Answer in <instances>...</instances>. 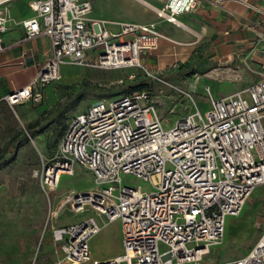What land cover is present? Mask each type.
<instances>
[{
  "label": "built area",
  "instance_id": "built-area-1",
  "mask_svg": "<svg viewBox=\"0 0 264 264\" xmlns=\"http://www.w3.org/2000/svg\"><path fill=\"white\" fill-rule=\"evenodd\" d=\"M201 1L166 0L155 12L179 25L177 16ZM231 1L257 16L247 27L264 46V0ZM29 6L33 16L17 23L24 31L22 40L45 35L51 53L30 83L4 98L10 106L39 102L42 94L34 87L60 79L63 64L140 68L148 74L141 56L163 37L154 23L91 17L89 0H31ZM9 20L0 9V51ZM178 90L192 110L169 130L163 129L147 89L98 99L68 120L57 152L33 176L49 205L60 175L71 174L75 164L91 172L94 188L64 197L49 208L46 222L65 205L73 212L90 209L104 223L119 220L122 252L107 260L92 258L89 240L102 225L91 215L51 227L61 252L58 264H201L222 239L226 218L237 216L253 190L264 185V77L223 97L206 88L204 110L189 91ZM122 175L149 183L151 190L123 183ZM213 264H264V231L242 256Z\"/></svg>",
  "mask_w": 264,
  "mask_h": 264
},
{
  "label": "rangeland",
  "instance_id": "rangeland-1",
  "mask_svg": "<svg viewBox=\"0 0 264 264\" xmlns=\"http://www.w3.org/2000/svg\"><path fill=\"white\" fill-rule=\"evenodd\" d=\"M89 1L92 5V17L105 20H136L143 16L139 4L134 0ZM150 1L158 6L164 2V0ZM125 69L128 68L101 69L75 64L61 65L60 79L48 85L49 94L43 108L44 115L40 118L43 121L42 126L36 129V133L40 134L39 138L34 137L35 129L19 121L11 110L9 113H4L6 119L0 124V138L10 137V139L4 142L9 149L2 151L0 160V193H15L16 200L13 201L18 208H23L19 205L22 203L20 195L31 187L26 179L37 180L33 172L40 168L43 160L55 155L68 119L102 96L101 99L108 100L117 97L118 94L129 93L130 85H144L143 88L151 93L164 130L173 128L181 116L192 110L190 102L178 89L189 90L201 110L208 106V103L203 100L207 97L197 98L190 88V82L176 81L178 75L175 72L166 77L157 76L148 70L147 74L140 68H132L133 78L129 80L128 74L124 72ZM246 73L251 76V80H258L264 77V68L255 73L247 70ZM158 79L169 83L174 88ZM221 79L225 78L218 77L217 81L220 82H217L218 87L215 93L218 97L242 89L250 82L244 80L237 86L230 87ZM194 83L200 82L194 81ZM204 86L201 87L202 96H206ZM22 144L25 146L20 152L19 147ZM122 181L143 191L151 190L149 183L139 181L131 175H122ZM93 188L91 172L75 164L71 174L60 175L54 192L49 194L50 202L53 207L71 193L87 192ZM43 196L46 201V195L43 194ZM69 209V206L65 205L61 210L62 214L57 218L61 220V225L78 220L88 212L76 215ZM262 231H264V185L253 190L237 216L226 218L222 239L217 245L210 247V252L203 257L201 264L223 263L242 256L255 243ZM35 235L34 227H0V264H58L61 252L52 241L49 224L41 227L38 238Z\"/></svg>",
  "mask_w": 264,
  "mask_h": 264
},
{
  "label": "crops",
  "instance_id": "crops-1",
  "mask_svg": "<svg viewBox=\"0 0 264 264\" xmlns=\"http://www.w3.org/2000/svg\"><path fill=\"white\" fill-rule=\"evenodd\" d=\"M30 1L9 0L0 5L4 15L10 19L6 24V30L1 34L4 49L0 51V124L6 119L4 113H9L11 110L19 121L35 129L34 137L39 138L40 134L36 133V129L42 126L43 121L40 118L44 115L43 108L49 94L50 83L44 87H34V91L42 94L41 100L37 103L23 101L10 106L4 99L14 90L30 83L51 53L50 40L45 35L22 40L24 31L17 23L33 16L29 6ZM134 1L140 6L142 18L106 20L112 23L114 21L154 23L163 37L158 40L155 49L144 52L141 56L143 65L150 73L168 77L175 72L178 75L176 81L190 82V88L199 99L207 97V94L202 96L201 87L204 85V90L207 88L212 96L218 97L215 93L218 87L217 82H220L217 81L219 76L225 78L221 80L230 87H235L244 80L250 81L246 86L257 81L251 80V76L247 75L246 71L255 73L264 68V46L256 43V33L247 27L248 20L256 19L257 16L244 6L231 0H222L219 4L214 0H203L195 9L178 15L180 24L174 25L158 17L155 12L164 5L166 0L161 6L150 0ZM91 14L92 9L90 16ZM111 28L116 27L111 25ZM131 69L124 70L129 80L133 78L129 77L133 76ZM194 81L200 83L197 84ZM203 100L208 103V99ZM9 139L10 137L0 138V160L2 151L9 149L4 143ZM24 146L22 144L19 147L20 152L24 150ZM26 182L31 187L20 195L22 203L19 205L23 208H18L13 201L16 200L15 193H0V227H34L35 237L38 238L41 227H46L47 224H49V230L51 227L65 226L61 225L60 219H57L62 211L46 222L49 208L55 209L58 204L52 207V203L50 202L49 205L47 198L45 201L38 180L27 178ZM86 211L88 212L85 216L82 215L71 223L93 215L102 225L89 240L92 258L103 260L119 255L122 252L120 221L104 223L103 217L96 215L90 209L84 212H72L81 215ZM42 233L44 234V231Z\"/></svg>",
  "mask_w": 264,
  "mask_h": 264
},
{
  "label": "trees",
  "instance_id": "trees-1",
  "mask_svg": "<svg viewBox=\"0 0 264 264\" xmlns=\"http://www.w3.org/2000/svg\"><path fill=\"white\" fill-rule=\"evenodd\" d=\"M143 86L144 85H136V84L130 85V87H129V93L132 92V91L145 89V88H143Z\"/></svg>",
  "mask_w": 264,
  "mask_h": 264
}]
</instances>
